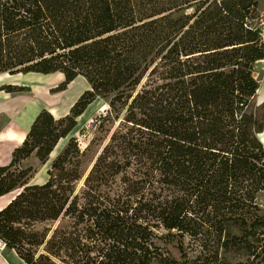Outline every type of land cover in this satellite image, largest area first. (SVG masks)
Wrapping results in <instances>:
<instances>
[{
	"label": "trees",
	"instance_id": "obj_1",
	"mask_svg": "<svg viewBox=\"0 0 264 264\" xmlns=\"http://www.w3.org/2000/svg\"><path fill=\"white\" fill-rule=\"evenodd\" d=\"M263 58L258 0H0V73L89 84L0 163V242L27 264H264ZM97 97L95 127L119 126L86 176L71 136L34 182Z\"/></svg>",
	"mask_w": 264,
	"mask_h": 264
},
{
	"label": "rangeland",
	"instance_id": "obj_2",
	"mask_svg": "<svg viewBox=\"0 0 264 264\" xmlns=\"http://www.w3.org/2000/svg\"><path fill=\"white\" fill-rule=\"evenodd\" d=\"M258 1L262 6L264 0ZM253 73L258 81V85H260V83L264 81V62L257 61L253 66ZM62 81L63 75L60 72L49 74L29 72L25 74H13L12 76L0 75V86L14 84L28 86L30 89L29 91L10 93L0 90V163L3 161H8L10 159V153L12 149L20 144V142H15L14 144L12 143L10 148L1 150L3 144L8 142L7 134L10 132L8 127L14 126L10 121L19 119V121L23 123V120L27 115H30L34 111L40 110L42 108L48 109L55 117L62 116L67 113L69 109V101H67V97H69L72 92L77 91V95L73 98L75 99L81 94L83 90L89 87V84L84 77L77 76L70 82L71 84L68 83L66 85L65 89L58 90L57 86ZM65 95H67V97ZM257 96L258 95L255 93V97L252 102H258ZM91 103L94 104L92 113L87 118H85L80 125L76 123L74 127L75 130L73 128V131L71 133L69 132L68 135L64 137L65 140L62 144H60L62 138L61 141H58L52 150L53 152L50 153L46 163L35 174L33 179L34 182H43L47 178L46 171L49 168L52 159L61 151L68 141V138L71 136L76 137L80 149L84 152L81 160L82 170L84 171L83 178L86 176L92 166V163L94 162L95 157L108 142L112 132L115 131L119 126V121L117 119L106 120L102 127L96 128L93 120L97 115L106 112L108 104L107 100L101 97H97ZM98 123L99 121L97 124ZM14 130L16 129L14 128ZM83 178L77 184V190L80 189ZM7 198L8 196L0 198V206L7 200ZM259 201L264 203V193L259 196ZM173 244V242H170L167 243L166 246L168 249H170L173 255L178 256L176 248Z\"/></svg>",
	"mask_w": 264,
	"mask_h": 264
},
{
	"label": "bare ground",
	"instance_id": "obj_3",
	"mask_svg": "<svg viewBox=\"0 0 264 264\" xmlns=\"http://www.w3.org/2000/svg\"><path fill=\"white\" fill-rule=\"evenodd\" d=\"M258 62H264V58L258 60ZM0 75L12 76V75L7 74V73H0ZM77 93H78L77 91L72 92L69 97H67V95H65L68 98L69 107H70L71 100L77 95ZM256 94L258 95L257 100L260 101L264 95V81L262 83H260L258 89L256 90ZM93 108H94V104H92V103L88 104V106L85 108V110L77 117L78 125H80L84 121V119L87 118L92 113ZM28 123H29V118L27 117V119L25 118V121H23V123H21L22 124L21 127L17 128L16 130L10 131L7 134L8 142L3 144V146L1 147V150H6V148H10L12 146V143L14 144L15 142H21L22 139L24 138V135L26 132V130L24 128L28 127ZM74 130H75V128H74ZM72 131H73V129L70 131V133ZM259 135H260L261 140L264 142V130L262 132H260ZM64 140H65V138H62V141L60 139V141H61L60 144H62Z\"/></svg>",
	"mask_w": 264,
	"mask_h": 264
},
{
	"label": "crops",
	"instance_id": "obj_4",
	"mask_svg": "<svg viewBox=\"0 0 264 264\" xmlns=\"http://www.w3.org/2000/svg\"><path fill=\"white\" fill-rule=\"evenodd\" d=\"M75 99H73L71 101V104L75 101ZM71 104H70V106H71ZM38 111L39 110L34 111L33 113H31L30 115H27L25 117L26 119H27V117L29 118L28 127H29L31 121L33 120L34 116L37 114ZM25 118H24L23 121H25ZM10 122L13 123V125H14L13 127L15 129H17V128L22 126V124L19 121V119L18 120H14V121H10ZM13 127L12 126L8 127V130L13 131L14 130ZM28 127L24 128V129L27 131ZM6 162L7 161H3L2 163H6ZM0 264H27V263H25L24 260H22L13 249H8V248L4 247V245L0 242Z\"/></svg>",
	"mask_w": 264,
	"mask_h": 264
},
{
	"label": "water",
	"instance_id": "obj_5",
	"mask_svg": "<svg viewBox=\"0 0 264 264\" xmlns=\"http://www.w3.org/2000/svg\"><path fill=\"white\" fill-rule=\"evenodd\" d=\"M264 98V97H263ZM263 98L260 100V101H258L257 102V104H259V103H261L262 102V100H263ZM258 138L260 139V141L264 144V142L261 140V138H260V135H259V133H258Z\"/></svg>",
	"mask_w": 264,
	"mask_h": 264
}]
</instances>
